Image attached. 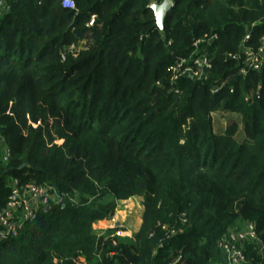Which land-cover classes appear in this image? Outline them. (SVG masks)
Returning a JSON list of instances; mask_svg holds the SVG:
<instances>
[{
  "label": "trees",
  "instance_id": "1",
  "mask_svg": "<svg viewBox=\"0 0 264 264\" xmlns=\"http://www.w3.org/2000/svg\"><path fill=\"white\" fill-rule=\"evenodd\" d=\"M74 1L11 0L0 16V208L11 177L66 193L0 242V264L223 262L216 242L243 220L262 242L246 256L264 264V63L243 77L225 58L251 23L253 45L264 35V0H173L162 31L148 5L163 0ZM212 30L208 78L175 93L171 67ZM214 113L235 114L242 138L234 119L215 133ZM132 196L141 224L112 246L92 223Z\"/></svg>",
  "mask_w": 264,
  "mask_h": 264
},
{
  "label": "built area",
  "instance_id": "2",
  "mask_svg": "<svg viewBox=\"0 0 264 264\" xmlns=\"http://www.w3.org/2000/svg\"><path fill=\"white\" fill-rule=\"evenodd\" d=\"M11 0H0V16H4L10 10ZM171 6L173 0H169ZM63 8L72 9L75 7L74 0H62ZM255 24L247 26L246 34L240 43L236 52H229L225 55L227 60L234 62L236 74L247 76L250 72H258L264 63V35L261 36L256 45H253L251 38V29ZM219 40V32L212 30L193 39L191 43V53L185 58H178L171 67L170 82L173 85L172 91L179 93L177 82L184 77V73L189 71L193 79L204 81L208 78L209 71L212 68L211 47ZM75 45L68 48V53H75ZM62 59H65L66 53H62ZM229 77L215 82L210 86L211 94H218L226 86ZM1 159L7 161L10 151L0 135ZM9 196L5 205L0 208V242L7 238L15 237L26 222L34 220L45 207L51 204L61 203L66 193L58 192L52 185L39 184L35 182L22 183L19 178L11 177L8 179ZM112 217L108 218L111 219ZM107 220V219H105ZM105 220H97L99 222ZM185 216L182 215V223L185 222ZM177 230L172 229L167 237L175 235ZM98 236L103 233L97 234ZM260 240L256 224L250 220L239 221L236 225L229 227L226 232L217 240L216 247L224 257L223 262L213 261L210 264H257L251 262L245 253V244H256ZM113 239L112 246L116 245ZM181 259L179 252L174 261L170 264H177Z\"/></svg>",
  "mask_w": 264,
  "mask_h": 264
},
{
  "label": "rangeland",
  "instance_id": "3",
  "mask_svg": "<svg viewBox=\"0 0 264 264\" xmlns=\"http://www.w3.org/2000/svg\"><path fill=\"white\" fill-rule=\"evenodd\" d=\"M82 46H83L82 42L75 44L76 51H78L79 48H81ZM211 119H212L213 131L215 133L225 132V129L230 123V120L232 119H234V121L236 120L238 127L236 133V139L240 140L242 138L243 135H242L241 125L239 124L240 122L238 118H236L235 114L232 115L230 113H214L211 114ZM186 129L187 126L184 127V130ZM60 142L61 141H59V143ZM180 142L183 143L184 139L181 138ZM122 202L128 203L126 208H123V206L121 205ZM115 210L116 211L112 216L114 220L111 221L110 219H107L108 221H111V224H109V226L99 225L97 227V230L102 232L103 233L102 236H104L105 238L114 237L113 239H115L116 241L130 240L132 234L135 231H137V229L141 224L142 212H143L142 199L139 196H132L125 200H118ZM101 222H105V221H101ZM92 230L94 232V229ZM246 245L247 244H245V246Z\"/></svg>",
  "mask_w": 264,
  "mask_h": 264
},
{
  "label": "water",
  "instance_id": "4",
  "mask_svg": "<svg viewBox=\"0 0 264 264\" xmlns=\"http://www.w3.org/2000/svg\"><path fill=\"white\" fill-rule=\"evenodd\" d=\"M149 9L153 11L154 15V25L158 27L161 31L164 29V21L167 13L171 10L172 6L169 0H163L162 2H153L148 5ZM184 77L193 79V75L191 72L187 71L184 73ZM64 206V204L62 205ZM51 208L50 205L45 207V212L49 211ZM257 246H262V242L260 240L256 241Z\"/></svg>",
  "mask_w": 264,
  "mask_h": 264
},
{
  "label": "crops",
  "instance_id": "5",
  "mask_svg": "<svg viewBox=\"0 0 264 264\" xmlns=\"http://www.w3.org/2000/svg\"><path fill=\"white\" fill-rule=\"evenodd\" d=\"M116 211V210H115ZM111 221L112 220H114V218H112V219H110ZM111 221H108V220H105V222H99V221H94L93 223H92V229H94V232H95V234H99V233H102V232H100V231H98L97 230V227L99 226V225H104V226H109V224H111Z\"/></svg>",
  "mask_w": 264,
  "mask_h": 264
}]
</instances>
